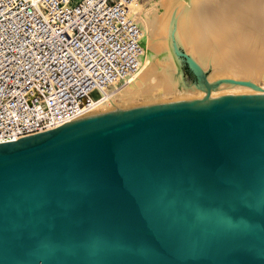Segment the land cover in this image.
Listing matches in <instances>:
<instances>
[{
    "label": "water",
    "instance_id": "1",
    "mask_svg": "<svg viewBox=\"0 0 264 264\" xmlns=\"http://www.w3.org/2000/svg\"><path fill=\"white\" fill-rule=\"evenodd\" d=\"M0 264H264V94L0 142Z\"/></svg>",
    "mask_w": 264,
    "mask_h": 264
},
{
    "label": "built area",
    "instance_id": "2",
    "mask_svg": "<svg viewBox=\"0 0 264 264\" xmlns=\"http://www.w3.org/2000/svg\"><path fill=\"white\" fill-rule=\"evenodd\" d=\"M135 0H0V142L75 121L134 74Z\"/></svg>",
    "mask_w": 264,
    "mask_h": 264
},
{
    "label": "bare ground",
    "instance_id": "3",
    "mask_svg": "<svg viewBox=\"0 0 264 264\" xmlns=\"http://www.w3.org/2000/svg\"><path fill=\"white\" fill-rule=\"evenodd\" d=\"M127 13L141 31L139 68L79 119L132 109L141 99L152 103L170 96L199 100L208 94H264V0H135ZM182 48L205 76L178 90Z\"/></svg>",
    "mask_w": 264,
    "mask_h": 264
},
{
    "label": "rangeland",
    "instance_id": "4",
    "mask_svg": "<svg viewBox=\"0 0 264 264\" xmlns=\"http://www.w3.org/2000/svg\"><path fill=\"white\" fill-rule=\"evenodd\" d=\"M176 16H177V12L174 11L173 15H172V19H171V25H173ZM181 52L185 53V50L182 48ZM181 59H182V61H178V72H177V76L179 79L178 90H181L184 88L189 89L191 87L190 85L194 86V84L197 83L196 76L192 72L191 68L188 66L185 58L183 56H181ZM206 74H209V71H207ZM171 101H178V98H176L175 96H170V97L165 98L162 101L160 100V102L158 101V102H152V103L141 99L138 102H135L136 103L135 106L137 107V106H144V105H152L153 103L156 104V103H164V102H171ZM135 103H133V104H135Z\"/></svg>",
    "mask_w": 264,
    "mask_h": 264
}]
</instances>
